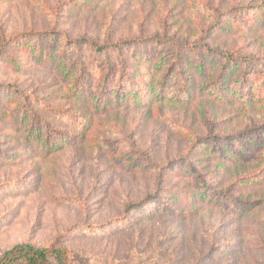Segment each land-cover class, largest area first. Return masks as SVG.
<instances>
[{"label": "rangeland", "instance_id": "1", "mask_svg": "<svg viewBox=\"0 0 264 264\" xmlns=\"http://www.w3.org/2000/svg\"><path fill=\"white\" fill-rule=\"evenodd\" d=\"M207 33L264 60V0H0V260L28 244L69 264H264L257 79L218 81L222 65L202 74L185 55L191 97H177L168 48L124 49L112 69L64 48Z\"/></svg>", "mask_w": 264, "mask_h": 264}, {"label": "trees", "instance_id": "2", "mask_svg": "<svg viewBox=\"0 0 264 264\" xmlns=\"http://www.w3.org/2000/svg\"><path fill=\"white\" fill-rule=\"evenodd\" d=\"M261 6H254L257 11H261ZM231 13V12H230ZM251 12H248L247 8H238L231 17H236L238 15H250ZM218 27L222 25L221 20L217 23ZM34 36L36 34H33ZM52 36L50 42H55V34H49ZM36 37V36H35ZM208 39V33L198 39L196 42L187 43L186 41H180L177 39H168V38H157V37H149V38H141L138 40H124L119 42H107L103 47L97 46L92 41H68L64 46L65 49H70L72 52H78L81 54L84 49L86 51V46L90 50L89 53L104 57L105 65L111 68V56L112 54H120L124 49L131 50V48L144 47L148 44H154L157 47H164L172 50V53L167 54L171 63L169 64V73L166 74L165 80H167L168 75L172 72L179 77L181 81L180 87L175 91L174 95L177 97H191V83L189 82V78L186 77L185 71L187 68L192 66L189 62H185V55L190 56L196 62V66L194 68H198V70L205 69V65L209 62H206V59L209 58L210 63L214 65H222V70L218 74V81H221L224 77V74L232 73L235 70H239L242 72L241 82L238 83L239 87L250 85L249 89L252 90L254 84H256V80L258 81L259 87L258 90L264 91L262 86H264V71L263 65L264 60H260L259 58H255L252 56H238L233 53H229L222 50L212 49L209 43L206 41ZM13 41V40H12ZM45 43L44 40L41 41L43 45ZM86 43V45L84 44ZM2 56L0 55V59ZM167 61L166 56H163L159 62V69L164 66V63ZM112 69V68H111ZM110 77V74L107 75V78ZM164 80V81H165ZM163 86L160 87L158 95H160L163 91ZM104 89L102 88L100 93L103 95ZM257 91V90H256ZM247 92V91H246ZM175 97V99L177 98ZM253 135L257 133L256 130H252ZM237 139V138H235ZM212 141L219 142L220 139L213 138ZM203 190L208 189L209 186L205 185L204 182L201 183ZM224 200H228L234 203H239L238 199H235L226 195H219ZM0 264H69L68 257L66 253L54 246L48 248L37 249L31 245L25 244L14 248L11 251L5 253L3 258L0 260Z\"/></svg>", "mask_w": 264, "mask_h": 264}]
</instances>
